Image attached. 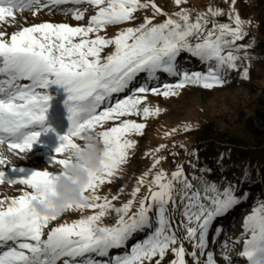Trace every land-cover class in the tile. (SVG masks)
Returning <instances> with one entry per match:
<instances>
[{"label": "snow or ice", "instance_id": "1", "mask_svg": "<svg viewBox=\"0 0 264 264\" xmlns=\"http://www.w3.org/2000/svg\"><path fill=\"white\" fill-rule=\"evenodd\" d=\"M186 2L174 0L176 6ZM68 3H88L96 8L86 26L41 22L14 31L10 37L0 30V148L6 146L11 153L9 156L0 151V185L18 184L30 189L22 188L19 195L0 200V264H144L155 257L160 258L155 264H161L169 250L175 255L171 264H186V250L182 243L175 246L178 237L168 216L169 205L176 206L177 196L183 204L182 215L188 221L185 239L197 240L198 236L194 248L201 256L205 255L213 221L245 198L237 197L231 187L221 193L215 185H205L203 199L210 201L206 205L201 202L200 191H192L194 186L185 176L182 165L170 175L163 169L153 173L163 158L146 153L153 155L151 168L140 176L132 198L122 207L112 204L117 196L110 200L98 195L97 190L106 181L111 182L127 162L129 150L136 144L129 138L130 134H143L146 127L144 123L122 118L159 114V108L140 107L146 99L141 94L151 92L169 97L178 95V89L188 84L204 88L222 86L225 82L222 71L236 69L241 59L237 53L247 47L236 42L247 34L244 25L249 22L242 20L233 7L229 12L231 23L213 21L212 28L207 29V17L223 15L222 9L209 7L193 20L189 9L180 8L167 15L154 0H0V21L14 18L15 9L32 10L35 15L43 10H60L57 6ZM149 7L153 16H146L138 26L124 28L113 38L99 35L107 26L131 21L138 9ZM63 11H71L75 20L84 19L85 12L79 8ZM156 15L166 18L154 23ZM91 33H96L95 38H90ZM107 46H114V51L102 56ZM181 52L189 53L202 63L215 62V67L210 66L207 73H190L177 64ZM158 72L177 77V83H165L162 88L145 83L127 97L111 102L113 94L124 92L138 74L146 73L147 80L153 81ZM242 75L245 79L248 77L247 68ZM51 85L61 86L67 93L64 103L70 124L67 132L59 136L60 142L49 164L67 167L72 160L66 159L65 154L69 149L79 148L77 141L89 134L103 141L104 151L101 167L90 171V179L83 189V202L70 203L65 210L92 209L93 214L49 229L50 222L61 215L41 214L33 201L55 194V182L60 173L47 169L29 172L14 165L11 157L25 159L21 154H28L41 132L50 130L51 126H46L45 121L52 99ZM109 121L119 123L105 127ZM98 127L102 130L98 131ZM190 127L185 125L184 130ZM164 147L161 145L154 151ZM76 162L83 163L79 157ZM144 185H147V193L133 211ZM209 192L212 195H208ZM153 208L157 212V226L146 239L132 246L129 254L117 255L111 261L92 258V254L108 256L110 250L125 246L134 233L151 228L149 214ZM110 210L116 212V222L103 225L102 218ZM193 222L196 226H189ZM243 228L250 235L243 240L239 257L245 258L246 264H264V203L253 208ZM221 233L217 228L213 239L217 240ZM227 243L225 238L220 255L227 264H232L231 257L224 251ZM189 255L200 264L196 251ZM204 264H218L213 251H207Z\"/></svg>", "mask_w": 264, "mask_h": 264}, {"label": "rangeland", "instance_id": "2", "mask_svg": "<svg viewBox=\"0 0 264 264\" xmlns=\"http://www.w3.org/2000/svg\"><path fill=\"white\" fill-rule=\"evenodd\" d=\"M154 2L167 15H172L179 11L180 8L189 9L193 20H195L198 13L207 12L209 7L222 9L223 15L216 17L209 15L207 17L209 21L206 26L207 29L212 28L213 21L216 23H231L229 12L234 7L241 19L249 22L244 25V30L247 34L242 40L236 42L237 45H245L247 47L237 53L241 59L237 61L238 66L236 69H228L226 71L225 68L222 71L221 75L225 81L222 86L204 88L200 85L188 84L178 89V95H171L169 97L152 94L151 92L141 94L146 96V99L142 101L140 107L143 108L144 106H148L150 108H159V114L147 118L142 115H130L122 118L144 123L146 127L143 129V134H137L135 132L130 134L129 138L136 141V144L133 149L129 150L127 162L122 166V170L111 179V182L106 181L97 190L98 195L102 197L106 196L110 200L112 196H117L118 199L112 201V204L117 208L122 207L124 203L132 198L131 193L137 185L138 179L144 172L149 171L151 168L153 155L163 158L161 163L157 166V169L153 170V173L154 171L163 169L170 175L171 172L175 171L177 167L181 165L183 166L186 177H188L191 172L197 171V168H194L191 163L197 162L195 148L197 143L205 140V138L202 139L201 137V130L207 123L211 125L214 123L213 129L217 132L224 130L229 132V134H235L236 132L243 137H247V134L241 131L242 119H239L238 112L241 110L253 111L258 103V97L264 94V59L262 58V54L264 53V0H235L234 5L232 4V0H187L186 3L180 6H176L174 0H154ZM57 8L60 10H43L35 15H33L32 10L15 9L14 18L6 17L5 21H0V30L4 31L6 35L10 37L11 33L14 31H19L23 27L41 22L67 23L70 26H86L90 16L95 14L96 11V8L88 3H82L80 5L68 3L62 5V7L57 6ZM74 8H79L81 11L85 12L84 19L79 21L75 20L71 11H63V9ZM146 16H153L151 7L138 9L134 13L135 18L133 20L107 26L106 29L100 31L99 35L113 38L124 28L138 26L143 22ZM165 18V15H156L153 22L160 23L163 22ZM89 35L90 38H95L96 33H91ZM193 42H195L194 39ZM112 51H114V46H107L104 48L102 56H106ZM187 54V52H182L180 55H182L181 61L183 63L178 62V60L177 62L181 68L190 73H207L210 66L215 67V62L202 63L199 59L187 57ZM245 68L248 69V77L246 79L242 75ZM156 76L157 79L148 81L146 73L138 74L124 92L113 94L111 102L114 103L118 99L127 97L132 94L136 87L145 83L152 86H160L161 88L165 83H177V77L169 76L166 73L158 72ZM49 94L52 97L48 109L51 111V119H49L45 125H50V130L41 132V136L28 154H21L26 157L25 159L21 160L17 157L11 158L12 163L18 167H27L32 170L47 169L53 173H58L61 166L49 164V162L51 157L55 155V148L60 142L59 136L67 132L70 124L67 118V108L64 103L67 93L64 91L63 87L52 85L49 88ZM115 123H119V121H109L106 123L105 127L114 126ZM185 125H190V129L185 131ZM173 129H175V131H173ZM197 129L199 130L197 131ZM97 130L99 131L102 129L98 127ZM206 140L208 141V139ZM77 142L80 143L81 141L78 140ZM223 143L231 144L226 141ZM161 145H165V147L155 152L154 150ZM3 151L5 155L11 156L6 146H3ZM146 153H153V155H146ZM151 179L152 175L150 174L147 180L150 181ZM188 180L194 186L192 191H200V188L196 187L191 179L188 178ZM22 188L24 190H30L18 184L8 185L5 183L4 185H0V200L4 199L5 196L13 197L19 195ZM232 190L233 192L235 191L234 188H232ZM241 192L242 187L239 186L234 194L237 197H245ZM146 193L147 185H144L141 187V191L136 197V203L133 205L132 209L133 211H135L139 200L145 196ZM246 193L247 190L245 189L244 194ZM200 194L202 198L201 202L208 205L210 201L203 199L205 195L204 191H200ZM208 195H212V193L209 192ZM245 200L246 198L242 199L240 203L235 205L226 214L213 221L209 229L208 246L205 249V255L201 256L199 250L194 248L198 236L197 240L185 239V225H188V221L182 215L183 204L180 202L179 196H177L176 206L169 205L168 216L170 217L172 229L178 237V243L175 246L178 247L180 243H182L186 250V264H196V260L189 255L193 251L197 252L200 264H204L207 251L214 252V258L218 261V264H227L220 255L222 251L221 245L224 243L225 238L228 243L224 251L231 257L232 264H246V259L239 257L238 254L242 251L243 240L247 239L250 235V233H245L243 223L245 218L252 213L255 207V205H253L255 201L250 202V200ZM184 203H187V201H184ZM93 211L92 209H85L83 211L69 210L62 214L56 221L50 222L49 229L60 223H71L81 216L91 215ZM149 215L152 223L151 228L146 227L134 233L126 242L125 246L110 250L108 256L100 257L92 254V258L98 261H111L117 255L124 256L129 254L132 246L146 239L157 226L156 209L153 208ZM116 219V212L110 210L108 214L102 218V224L113 225ZM189 226L194 227L196 225L193 222ZM217 228L221 229L222 233L217 240H214L213 237ZM156 259L160 258L155 257L153 261H145L144 264H155ZM174 259V253L169 250L161 260V264H171V261Z\"/></svg>", "mask_w": 264, "mask_h": 264}, {"label": "trees", "instance_id": "3", "mask_svg": "<svg viewBox=\"0 0 264 264\" xmlns=\"http://www.w3.org/2000/svg\"><path fill=\"white\" fill-rule=\"evenodd\" d=\"M181 57L182 55L178 56L177 60L183 63ZM187 57L192 56L188 53ZM262 58L264 59V53ZM238 114L239 119H242L241 131L247 137L236 132H217L213 129L214 123L204 125L200 130L201 137L205 140L197 143V162L191 163L197 171L191 172L187 178L201 192L205 185H215L221 193L229 187L234 188L235 193L241 186V194L245 195L246 200L255 201L253 205L258 207L264 203V94L258 97L253 111L241 110ZM225 141L231 144L223 143Z\"/></svg>", "mask_w": 264, "mask_h": 264}, {"label": "clouds", "instance_id": "4", "mask_svg": "<svg viewBox=\"0 0 264 264\" xmlns=\"http://www.w3.org/2000/svg\"><path fill=\"white\" fill-rule=\"evenodd\" d=\"M0 151L3 149L0 148ZM103 151V141L94 134L86 136L79 143V148L69 149L65 158L72 162L60 168V178L55 182V194L50 193L46 199L37 198L33 201L37 211L46 215H62L68 204L83 202L84 186L90 179V171L101 167ZM77 157L83 163H77Z\"/></svg>", "mask_w": 264, "mask_h": 264}, {"label": "bare ground", "instance_id": "5", "mask_svg": "<svg viewBox=\"0 0 264 264\" xmlns=\"http://www.w3.org/2000/svg\"><path fill=\"white\" fill-rule=\"evenodd\" d=\"M59 7H62V6H59ZM51 86H52V85H51ZM55 86H58V85H55ZM23 168L26 169V170L29 171V172L32 171V169H30V168H27V167H23ZM10 174H14V173H11V172H10Z\"/></svg>", "mask_w": 264, "mask_h": 264}]
</instances>
